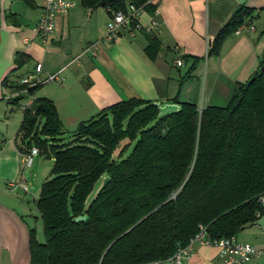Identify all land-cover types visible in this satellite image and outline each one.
<instances>
[{"label": "trees", "instance_id": "16d2710c", "mask_svg": "<svg viewBox=\"0 0 264 264\" xmlns=\"http://www.w3.org/2000/svg\"><path fill=\"white\" fill-rule=\"evenodd\" d=\"M20 1L37 6L34 0ZM80 4L106 8L110 17L127 13L131 5L151 15L158 7L154 0ZM255 13L238 5L208 42L206 56L218 57L224 41L250 25ZM6 18L18 24L16 14ZM161 50L160 38L148 36L146 56L155 60ZM180 58L191 63L173 98L176 111L160 113L149 99H123L79 122L65 140L53 100L35 97L23 108L21 150L37 148L53 159L51 178L36 200L44 241L35 228L30 230V264L163 262L187 246L200 227L212 239L236 237L264 214L259 202L264 195V49L258 70L236 83L227 106L179 100L183 82L193 77L203 57ZM14 62L18 72L29 57L17 53ZM22 76L4 81L14 105L41 86L27 88ZM105 177L110 181L96 196ZM80 216L85 218L77 221Z\"/></svg>", "mask_w": 264, "mask_h": 264}, {"label": "crops", "instance_id": "0c3cea01", "mask_svg": "<svg viewBox=\"0 0 264 264\" xmlns=\"http://www.w3.org/2000/svg\"><path fill=\"white\" fill-rule=\"evenodd\" d=\"M34 1L36 8L26 5L22 8L20 0H0V264H30L32 228L42 242L43 222L36 207L41 185L26 175L34 162L30 168L25 167L27 151L21 150L19 136L27 103L40 96L53 100L64 128L72 127L67 130H74L79 122L131 97L162 105L175 104L173 98L180 80L191 63L183 61L178 66L176 61L181 55L191 54L203 59L193 77L183 82L179 100L195 102L201 81L202 85L208 84L210 92L206 104L215 105L211 103L215 93L229 96L236 83L246 82L258 70L264 49V0H154L158 4L155 15L145 10L139 15L142 29L133 36L121 30L114 41L104 39L110 19L106 8L85 9L81 0H70L75 6L57 17L46 43L34 31L45 0ZM240 4L255 9L262 25H256L253 20L246 25L253 26V30L242 29L228 37L218 57H207L208 42ZM9 12L16 14L17 25L6 18ZM154 21L158 22V28L146 32L145 28ZM151 35L158 36L162 42V50L155 60L144 52ZM95 41L100 42L96 56L84 51L88 43ZM17 53L29 57V62L21 68L24 71L21 75L40 63L43 75L59 73L62 81L45 83L34 95H27L20 105L12 104L4 81L14 78L21 70L14 71ZM47 84L53 87L46 88ZM22 175L27 178L28 192L7 186L9 181H16ZM262 217L264 214L258 220ZM258 220L242 230L237 239L264 247V223L258 224ZM219 253L215 246L195 245L187 264H220ZM244 264H264V255Z\"/></svg>", "mask_w": 264, "mask_h": 264}, {"label": "built area", "instance_id": "2783aa9c", "mask_svg": "<svg viewBox=\"0 0 264 264\" xmlns=\"http://www.w3.org/2000/svg\"><path fill=\"white\" fill-rule=\"evenodd\" d=\"M75 6V3L70 0H45L43 10L40 18L34 28L36 35L46 43L50 34L53 33L57 17L61 14L67 13L71 8ZM142 9L137 8L134 5L129 6L127 13L123 11L115 12L106 24V33L104 39L107 41H114L119 37L121 30H129L130 35L133 36L137 31L142 29L138 18ZM132 21H135V29L131 28ZM158 22L154 21L149 27H146V32H151L157 29ZM242 29L253 30V26H241L235 33L238 34ZM99 41L88 43L84 51L91 52L96 56L99 49ZM178 66L183 65L181 59L176 61ZM62 78L59 73L43 75V68L40 63H37L34 68L24 74L20 78V82L27 88L43 85L48 82H61ZM31 103H27L25 106H29ZM39 154L37 148H31L24 155V164L26 168H30L34 162L35 156ZM9 188H21L23 191L28 192L29 187L27 185V178L25 175L20 176L16 181H9L7 183ZM261 206L264 208V195L259 198ZM211 245L219 249V256L221 258L220 264H244L250 262L253 259L259 258L264 255V247L259 248L250 243L242 242L237 237L232 236L229 238L212 239L206 233L204 227H200V231L190 240L187 246L179 247L176 252L163 262H153L150 264H187V261L193 255V249L195 245Z\"/></svg>", "mask_w": 264, "mask_h": 264}, {"label": "rangeland", "instance_id": "374dc122", "mask_svg": "<svg viewBox=\"0 0 264 264\" xmlns=\"http://www.w3.org/2000/svg\"><path fill=\"white\" fill-rule=\"evenodd\" d=\"M19 4H21V6H23L22 8H26L25 5H23V3L19 2ZM79 5L80 4L78 3V6ZM254 20H255L256 25H262V21L259 20L257 11L255 13ZM262 31H264V25H263V30ZM179 69H180L181 72L184 71V68H179ZM23 72L24 71L21 69L18 75H21ZM209 80H210V78H209ZM44 86L46 88L53 87L52 84H47V85H44ZM200 87L201 88H199V90H198V96H196L197 98H196V101H195V103L198 105V107L203 106V104L207 105L206 104V102L208 101L207 98L210 95V92L208 91V84L202 85V82L200 81ZM233 92H234V90H232V92H229V96H227V97H223L221 94L217 95L218 93H215L214 98H213L211 103H215V105H217V106H227L229 104L230 97L232 96ZM20 112L18 114H20ZM65 129H66L67 132H65V134L63 136H64L65 140H68V138L71 137L73 130H67V129H72V127L71 128H65ZM34 159H35L34 164H33V166L30 169L27 170V172H26L27 174L26 175H27L29 180H33V181L37 180L40 183L39 185H42V183L44 181H46V179H50L51 178L50 171H51V168L53 166V159L51 157L46 156L43 153H40ZM41 234L42 235L40 236V240L44 241L43 233L41 232Z\"/></svg>", "mask_w": 264, "mask_h": 264}, {"label": "water", "instance_id": "95a60500", "mask_svg": "<svg viewBox=\"0 0 264 264\" xmlns=\"http://www.w3.org/2000/svg\"><path fill=\"white\" fill-rule=\"evenodd\" d=\"M154 104L159 109L160 113H166L167 111H176L179 107L177 104H164V105H162L160 102H155ZM109 181H110L109 177H105L103 179L101 186L99 187V189L96 192V196L107 186ZM96 196L94 198H92V200L89 203V206L95 201ZM83 218H85V216L77 217L76 220L80 221ZM257 223L258 224L264 223V217H262L260 220H258Z\"/></svg>", "mask_w": 264, "mask_h": 264}]
</instances>
